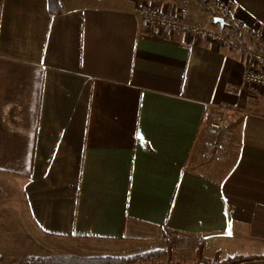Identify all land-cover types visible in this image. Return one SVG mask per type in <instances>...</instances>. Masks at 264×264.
Segmentation results:
<instances>
[{
	"label": "crops",
	"instance_id": "0c3cea01",
	"mask_svg": "<svg viewBox=\"0 0 264 264\" xmlns=\"http://www.w3.org/2000/svg\"><path fill=\"white\" fill-rule=\"evenodd\" d=\"M264 38V0H223ZM155 4L223 30L220 43L149 27ZM0 0V183L44 256L181 249L264 257V89L250 36L204 0ZM224 121L232 150L204 157ZM242 264H264V259Z\"/></svg>",
	"mask_w": 264,
	"mask_h": 264
},
{
	"label": "built area",
	"instance_id": "2783aa9c",
	"mask_svg": "<svg viewBox=\"0 0 264 264\" xmlns=\"http://www.w3.org/2000/svg\"><path fill=\"white\" fill-rule=\"evenodd\" d=\"M208 7L213 11L216 17L222 18L225 21L224 27L230 30L238 31L244 35L250 36L259 42V47L255 48L249 44L241 45L243 54L252 62L259 63L264 67V38L259 36L251 25L247 22L245 17L234 14L230 7L223 0H204ZM141 15L145 24L149 27L160 29L182 30L192 33L199 37H207L213 41L224 43L229 37L224 31L211 30L202 25H189L185 22L184 17L187 14V7L183 6L180 10V15L168 13L162 10L155 4L144 5L140 8ZM220 27L222 26L219 24ZM223 27V26H222ZM245 81L248 84H255L264 89V71L250 68L245 72ZM212 129L216 135L215 139L207 142L204 157L210 161L224 162L228 159L232 150L231 134L224 121H215L212 124ZM182 246V235L178 237Z\"/></svg>",
	"mask_w": 264,
	"mask_h": 264
},
{
	"label": "rangeland",
	"instance_id": "374dc122",
	"mask_svg": "<svg viewBox=\"0 0 264 264\" xmlns=\"http://www.w3.org/2000/svg\"><path fill=\"white\" fill-rule=\"evenodd\" d=\"M24 208L23 199L20 195L19 187L8 186L0 183V264H29L28 260L33 256L52 257V256H75V255H51L44 256L41 254V248L38 246L40 241L33 224H27L28 221L22 218L21 211ZM178 242L181 240L178 238ZM181 249L173 250V258L175 260L187 261L189 255H183L181 250H184L187 245V240L182 236ZM170 245L165 246L167 249ZM172 248V247H171ZM156 250V249H154ZM136 248L125 249L119 256L110 257H129L140 255L151 250L142 251ZM79 257V256H76ZM107 257V256H94ZM168 257L150 259V261L167 260Z\"/></svg>",
	"mask_w": 264,
	"mask_h": 264
},
{
	"label": "trees",
	"instance_id": "16d2710c",
	"mask_svg": "<svg viewBox=\"0 0 264 264\" xmlns=\"http://www.w3.org/2000/svg\"><path fill=\"white\" fill-rule=\"evenodd\" d=\"M54 5L55 13L59 12L58 5L61 0H50ZM168 257L167 260L150 261V259ZM1 259V257H0ZM264 257L236 256L223 259L220 254L213 258H207L204 253V246L201 245L197 251V258L192 261L175 260L171 246L167 249H156L140 255L129 257H76V256H33L28 260L29 264H242L249 261L262 260Z\"/></svg>",
	"mask_w": 264,
	"mask_h": 264
},
{
	"label": "water",
	"instance_id": "95a60500",
	"mask_svg": "<svg viewBox=\"0 0 264 264\" xmlns=\"http://www.w3.org/2000/svg\"><path fill=\"white\" fill-rule=\"evenodd\" d=\"M215 21H216V23H220L221 25H225V21H224V19H222V18H219V17H216L215 18Z\"/></svg>",
	"mask_w": 264,
	"mask_h": 264
}]
</instances>
